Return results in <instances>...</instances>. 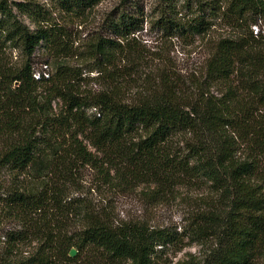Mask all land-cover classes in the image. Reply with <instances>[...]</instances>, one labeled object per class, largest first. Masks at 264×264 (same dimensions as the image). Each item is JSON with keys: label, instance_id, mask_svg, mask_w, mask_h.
<instances>
[{"label": "trees", "instance_id": "obj_1", "mask_svg": "<svg viewBox=\"0 0 264 264\" xmlns=\"http://www.w3.org/2000/svg\"><path fill=\"white\" fill-rule=\"evenodd\" d=\"M53 1L63 11L83 13L102 0ZM168 2L169 13L162 12L153 20L163 30L185 28L203 33L220 18L241 32L236 38L218 42L207 69L214 81L236 77L242 87L238 92H246L242 98L229 93L232 88L226 90L230 94L227 97H206L202 106L181 103L169 92L130 102L116 87L89 96L74 82L71 69L62 65L50 78H35L33 54L41 44L66 50L64 29L39 3L0 0V201L34 228L33 233L41 224L50 229L35 252L21 258L0 257V264H62L57 243L66 245L64 255L68 259L67 250L75 247L105 257V261L156 264L157 246L173 241L165 228H150L135 221L114 224L88 207L77 209L82 225L66 239L62 229L53 227V221L60 207L67 206L60 195L76 161L93 165L104 182L112 171L123 182L150 181L159 187L207 179L215 190L228 194L230 202L222 215L201 211L190 222L191 237L203 243L212 240L214 245L201 261L177 264H254L261 255L264 118L257 113L264 110V58L258 53V43L254 42L259 40L250 27L257 17L264 16V0H186L185 7L192 14L188 19L174 17V0ZM18 13L26 14L34 26ZM139 23V17L125 12L112 21L120 38H127ZM97 45L112 56V65L120 42L100 40ZM14 47L23 54L19 66H11L6 59L7 49ZM46 85L49 89L40 92ZM54 99L62 101L57 112ZM224 130L250 146L243 160L235 159L234 142L219 146L215 135ZM88 144L103 158L88 150ZM4 171L26 175L31 184L13 185L4 191ZM26 237L8 233L12 248Z\"/></svg>", "mask_w": 264, "mask_h": 264}, {"label": "rangeland", "instance_id": "obj_2", "mask_svg": "<svg viewBox=\"0 0 264 264\" xmlns=\"http://www.w3.org/2000/svg\"><path fill=\"white\" fill-rule=\"evenodd\" d=\"M25 1L39 3L47 9L57 24L62 25L64 40L68 44L66 50L53 49L52 46L48 49L44 44L36 49L31 58L35 78H50L57 67L62 65L65 70L71 69L75 75L74 82L85 94L92 96L116 87L122 98L130 102L169 92L181 103L202 106L206 97H227L230 95L226 92L229 88H232L229 93L236 94L239 98L246 94L238 92L242 87L236 77L227 81H214L208 73V62L218 42L223 38H236L241 34L220 18L213 20L205 32L192 33L185 28L163 30L153 23L162 12L169 13L171 10L168 0H102L83 13L63 11L53 0H11L12 3ZM185 1L172 2L174 10L177 11L174 17L191 18V10L185 7ZM14 9L17 10L16 7ZM122 12L140 18L139 27L127 38L118 37L112 24ZM18 14L31 27L34 26L26 14ZM205 17L211 19L207 14ZM250 30L258 37L259 41L254 43H258V53L264 58V16L257 17ZM108 39L114 44H121L118 47L119 55L112 65V56L109 57L97 45L100 40ZM7 52L6 59L10 65L19 66L23 59L21 50L14 47L8 48ZM262 64L264 70V62ZM45 89L48 90L49 86L46 85L39 91L45 93ZM52 103L56 112L59 111L62 101L54 99ZM257 116L264 118V110L260 109ZM235 136V133L224 130L218 132L215 138L221 147L230 145L228 141L234 142L235 159L240 161L249 155L251 148ZM1 149L0 143V151ZM88 150L96 157L103 158L90 144ZM80 162L76 161L71 166L70 178L60 195L67 206L60 207L57 218L53 221V227L62 229L66 239L82 225L77 209L83 211L88 207L97 216L109 218L114 224L135 221L150 228H165L170 231L173 241L165 246H157L156 264H177L184 260L201 261L206 251L214 245L212 240L203 243L188 234L190 222L197 213L213 210L222 215L230 202L228 194L215 190L211 180L173 182L171 185L159 187L150 181L123 182L116 175L113 176L112 171L110 180L104 182L93 165ZM2 178L4 191H8L13 185L31 184L30 179L23 174L14 176L4 171ZM47 227L49 225L41 224L39 231L33 233L34 228H30L20 215L7 210L4 202L0 201V257L29 256L49 236L50 229ZM9 232L27 234V237L12 248L8 241ZM35 233L39 234L38 238ZM56 245L61 250L59 255L63 259L62 264H133L129 260L105 261V257L83 253L75 247H72L76 249L74 256L70 255L72 248L67 250V256L71 258L68 259L64 255L66 245ZM254 264H264V248Z\"/></svg>", "mask_w": 264, "mask_h": 264}, {"label": "water", "instance_id": "obj_3", "mask_svg": "<svg viewBox=\"0 0 264 264\" xmlns=\"http://www.w3.org/2000/svg\"><path fill=\"white\" fill-rule=\"evenodd\" d=\"M76 253V249L75 248H72L71 251H70V255L71 256H74Z\"/></svg>", "mask_w": 264, "mask_h": 264}]
</instances>
